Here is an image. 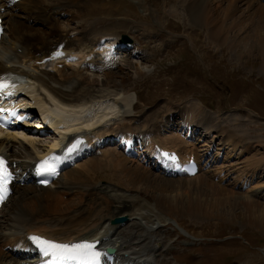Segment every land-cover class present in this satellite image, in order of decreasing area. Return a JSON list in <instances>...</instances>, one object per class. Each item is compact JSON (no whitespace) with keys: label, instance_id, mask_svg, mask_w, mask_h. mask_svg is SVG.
<instances>
[{"label":"bare ground","instance_id":"6f19581e","mask_svg":"<svg viewBox=\"0 0 264 264\" xmlns=\"http://www.w3.org/2000/svg\"><path fill=\"white\" fill-rule=\"evenodd\" d=\"M254 1L256 0H126L110 4V2L104 3L105 0H51L49 6L46 7L36 0H24L18 6L11 8L10 13L5 14L8 27L4 36L5 38L3 37L4 40L2 39L0 46V58H3L0 59V74L6 72L23 74L27 84L21 87L18 95L22 94V97L27 96L28 99L37 102H49L53 104V108L48 110L52 112L51 115L54 117L62 116L63 122L56 123L57 120H51L49 116L46 117V120L52 126V130H54L56 134L58 132L60 133L63 140L68 138V134L72 137L81 134L88 136L91 132L99 136L102 135L99 124L101 122L109 123L112 120L110 117L116 115L119 98L127 106L131 105L130 99L123 96L124 90H122L121 93L120 91L122 88H119L123 87L124 89V83L127 78H122L123 81L118 82L119 84L116 82L112 86L107 84V86L104 85V87L103 85H96L94 80H86V84H84L80 78L75 80L68 78L66 75L69 73H66L65 69H69V71H72L71 73H73V70H80L83 75L85 74L81 71V68L73 69L72 67L75 65L66 66L64 71H58L56 72L57 74H53L48 70V68L54 65L49 64L47 67L37 66L38 62H42L45 58L50 56L54 47H58L63 42L68 41L67 51L79 53V55L85 53L86 56H92L94 46L102 38H121V34H107V32L116 28L125 27V22L118 23L120 21L113 20L117 14H121L122 17L135 16V3L151 6L153 8L152 10L150 7H146V9L149 12L151 10L153 13H157V11L163 12L164 9H168V7L172 5L171 8H183V11L188 14L191 21L201 26L202 29L207 31L210 28V37L214 42L216 40L218 43L225 46L227 45L233 50L240 49L239 52L242 53L241 58L246 56L253 57L251 55L257 52L264 61V26L262 25L264 23L260 21L264 20V5H260L264 0H259L258 3ZM108 4L112 5V7ZM241 4H248L249 7H246L247 9H252L254 6L258 7V4L259 7L257 12L255 11L256 13H254L260 20L253 16L250 18V15L245 17L247 19L242 17L235 18V13H237L238 16L237 11H239V5ZM240 11L242 12V10ZM172 12L173 14H177L176 11ZM21 14H23L22 17H20ZM63 14H70L71 18L68 20L69 24L61 23L59 17ZM164 14L156 17V20L163 23ZM155 15L157 14H154V16ZM25 18L37 19L39 24L44 26V28L40 27L44 29V31L38 33L33 25L26 22ZM73 23L77 24L75 29L70 25ZM61 24L64 27H61ZM245 24L247 27L242 29ZM68 27L70 28L69 31ZM137 28L138 32H146V29L142 26ZM245 30H249V36H252L250 37V41L253 42L252 45L248 40L249 37H244V41H237L240 34ZM68 32L71 35H69ZM161 32L158 34L150 32V34L160 37L158 38L160 44L163 43L165 45L169 39L165 34L166 32ZM73 35L74 37L72 38ZM169 43L172 44L173 42L170 41ZM145 60L148 62L149 58L146 56ZM83 61L84 59L82 62ZM90 63L99 64L100 59H93ZM140 65L141 64H138L137 66L139 67ZM135 69L139 72L137 67H135ZM262 70L264 71V66ZM87 71L90 70L87 69ZM63 73H66V75ZM86 74L84 76L89 79V75L86 76ZM118 88L120 91L117 93ZM112 97L116 99H112ZM57 103H59L61 107ZM105 105L107 106L104 107ZM192 107L189 108L188 111L180 109V112L179 110L178 112H170V110H164V107L160 108L159 106L161 110L156 111V114L152 113V115L147 116L148 121L150 120L149 122L147 121L148 123L146 122L145 124L144 119L143 123L134 124L135 121L129 120L130 116L128 119L125 117V124H123L124 121L117 123V128L114 132H106V134L102 136H115L118 134L126 136V134L133 132L147 133L151 135L150 148H154L155 145H160L169 150L192 154L196 152V147L189 145L183 138L179 136L161 137L157 134L161 126L165 125V121L168 120L169 117L174 118L175 114L180 115V113L186 112V116L193 119L191 113ZM200 114L202 117L200 116V119L197 120L195 124L197 128L203 130V136L201 137V139H203L209 134L206 133L209 131L210 125H214L213 128H218V130L220 125L210 124L208 121L210 115L205 114L203 111ZM187 117L185 120L190 121ZM177 118L184 119L185 117L183 115V117L177 116ZM175 119L176 117L174 120ZM58 124L65 127L63 128V132H60ZM191 124H193V122H191ZM97 125L99 126L96 127ZM171 126H173V124ZM221 128L230 134L224 127L221 126ZM231 132L236 134V132ZM2 134H7L5 137H9L11 140L16 139L15 134L2 132H0V139L2 138ZM236 135L238 138L235 136L233 139H236L238 143L237 146H242L241 148L243 150H241L240 154L243 156L245 153L249 152L248 149L245 148L246 146L241 144L246 140L239 142L241 139L238 134ZM26 139L29 144L34 145L33 141H29L28 138ZM2 140H5V138ZM58 143L59 142H54V144H51L49 147L53 149ZM177 143H181L182 146H179ZM20 145L24 146V143ZM42 147L43 146L40 148ZM49 147L43 148L42 153L39 152L41 156L47 153ZM0 153L12 158L24 172H28V165L31 161L34 162L39 159L38 155L34 157L32 152H27L24 157L25 159H23L22 156L14 152L12 146L2 142H0ZM196 154L200 157L199 152ZM102 157L100 161H92L96 160V158L89 159L86 164L88 167L85 172H70L65 176V178H67L65 182L53 183L54 185H52V188L55 186L56 189L54 188L52 191L51 189H38L34 184L17 187L15 191V195L18 196V206L16 210L9 213L10 215H2V211L6 208V205L11 203V197L4 206L5 208L3 207V210L0 211V264H25L28 262V256L19 252L18 248L24 243L26 237L31 234L41 235L60 242L109 238L108 241H103L102 245L106 246V244H109L111 241L112 244L110 246L118 249L116 256L121 262L128 261L133 264H159L160 262L154 260L153 257H145L147 255L155 256L156 251L154 245L160 242L161 239L156 237L155 240H153L154 235H149L148 230L146 232L144 224H147L145 226L149 231L150 229L154 230L155 227H149V225L155 226L163 222V220L166 222V218H162L160 215L154 216L152 214L153 212H150L154 217L152 218L149 216L150 214L146 215L141 209H134L130 200L122 199L121 195H118V193L114 195L113 190L115 189L110 187L98 188V186L88 185L83 189V186H81L78 187V189L79 192H82V190H80V188H82L83 194L76 200L65 201L63 199L65 198L67 200L69 198L67 195L72 196L76 193L77 188L75 186H67L69 183L78 182V180L81 182V179L89 177L85 175H89V173L92 174L102 170L104 167L110 166H112L114 170L121 171L133 181L135 186H129V188L150 194L154 200H157L162 212H166L170 216L177 217L179 214H185L186 216L192 215L201 219H221L223 222L232 223L233 217H228L227 219L225 216L232 215L238 210L237 208L241 206L244 211L246 226L257 230L262 228L264 231V195L262 194H260L258 198L260 202L255 201L253 197L250 198L248 195H243L220 187L212 183L213 181H208L207 178H200L204 177V173L190 179L178 178L175 180L173 178H168L162 174L156 173L152 166L147 165V167H142L140 164H131V160H128V162L123 155L122 159L120 152L114 149L104 152ZM261 165L263 164H257V166ZM79 166L71 170H75ZM103 170H105V168ZM65 174H62L60 179H62ZM192 184L196 186L197 190L200 192L203 191L209 196H214L216 199H208L205 203L198 201H181L185 197H188V192L182 189V186H193ZM84 186H86V184ZM262 188V186L257 187L255 191L259 190L261 193L263 190ZM177 189L183 190L184 194L178 193ZM41 191H45L46 193H39ZM126 201L129 204H126ZM62 204H72L73 206L63 207ZM135 206L137 207L138 205L135 204ZM226 208H229V210ZM127 213L129 215H127ZM123 216L129 217L131 220L133 219V221H138L142 223V225H133L134 228L130 230L131 232L129 231L126 233V236L122 237L120 235L121 233H119V229L114 228L110 223L115 218ZM134 231L136 234L133 238L132 235ZM147 250L149 251L148 253H146ZM163 261L167 262V259H163Z\"/></svg>","mask_w":264,"mask_h":264},{"label":"rangeland","instance_id":"374dc122","mask_svg":"<svg viewBox=\"0 0 264 264\" xmlns=\"http://www.w3.org/2000/svg\"><path fill=\"white\" fill-rule=\"evenodd\" d=\"M42 1L45 2V0ZM107 2L109 1L105 0L104 3ZM118 2L111 1L112 4ZM254 2L258 3L257 0ZM110 4L108 5L112 7V5ZM134 5L136 11L135 16H124V18L121 14H117L113 18L114 21H120L118 23L125 22V27L122 26L121 28H116L107 32V34H121V38L124 35L126 37H129L133 43L136 42L141 44L142 49H144V53L142 54L140 59H133L129 62L127 61V64L125 62L123 66L118 67L119 69L117 71L111 73L108 72L107 74L105 73L102 75L88 76V78L90 77L89 79H87L84 76L85 74L83 75L80 70H73V73H71L70 71L71 74L69 73L68 75H66V73L69 72V69H65L66 73L63 74L72 80L80 78L82 79V82L84 84H86V80H94V83L96 82V85L100 86H107V84L112 86L116 82H122V78L126 77L127 80L124 83V89L123 87H119L120 89H122L120 91V89L118 88L117 93L119 91L122 93V90H124L123 96L130 99L131 105L127 106L120 100V98L118 99L119 101L117 105L118 109H116V116L111 117L113 120L120 119L118 123L124 121L123 124H125L126 119H128L130 115H134V117L138 119L140 115L143 114L140 120L141 123H143V120L145 119L144 123L146 124V122L148 121L147 116L152 115V113L154 114L156 111L161 110L160 108L163 107L164 110H170V112H178V110L180 112V109L188 111L189 108L193 106L192 112L195 116L199 115L202 110H205L206 113L210 115V118L208 120L209 123L216 124L217 126L220 125V128L219 130L218 128L214 129V125H210L208 129L209 131L206 133L209 134L206 135L203 139L209 138L210 140H213L214 136L218 137L221 135L227 137L224 139V142L221 137L218 139L220 147L217 148L216 151L213 150V157L215 158L213 163L218 162V160L221 158L222 152H224V154L227 156L226 161H229H224L223 164H225L226 162L227 166H234L238 171H240V177H243L244 175L254 176L256 179H258V183L256 184L253 178L244 177L243 183L249 180L250 181L247 184H252L254 182L251 185L252 187H250L251 189L249 191H241L240 189L236 190L235 188L237 187L238 181H236L235 184L230 183L231 186L223 185L221 183H224L227 178V175L225 174V172L227 171V166H223L220 164H211V167L208 169V173L212 172L213 174V182L209 180L210 176L207 175L208 173H204V177L200 178H207L208 181L214 183V178L218 177L220 180H222V182L214 184L228 190H230L229 188H231L233 192L235 191L243 195H248L250 196V198L253 197L255 201L260 202L257 197L259 194V190L255 191V189L257 188L255 186H262V189L264 190V71L262 70L264 61L260 58L259 53H253L251 55L253 57L246 56L244 57L245 59L241 58L242 53L239 52L240 49L233 50L227 45L225 46L218 43L215 39L214 42L210 37V28L206 31L202 29L201 26L193 23L188 14L183 11V8H171L172 5H170L168 9H164L165 12L163 10V12L165 13L164 14L163 12L158 11L157 13H153L151 11L153 8L146 4L141 5L135 3ZM260 5H264L263 2H261ZM239 6V11H237L238 16L237 13H235V18L242 17L244 19H247L245 17H248V15H250V18L252 16L257 18V16H255V13L257 12V9L259 7L258 4V7L251 6L253 7L252 9H247L249 7L248 4H241ZM146 7H150V12L147 11ZM240 10H242V12ZM172 11H176L177 14H173ZM154 14L157 15L154 16ZM163 14L165 17L162 21L163 23H160L156 20V17ZM22 16L23 14L20 15V17ZM257 19H259V17ZM64 21L66 22L67 19H65ZM260 21L264 23V20ZM33 25L35 27H39L38 29L36 28L38 33L44 31V29H42L44 28V26H41L40 24H37L35 22L33 23ZM262 25L264 26V24ZM73 26L76 25L74 24ZM139 26L144 27L146 29V32H138L137 27ZM61 27L64 26L61 24ZM245 27H247L246 24L242 27V29H244ZM69 30L70 28L68 27V31ZM161 31L163 33L166 32L165 34L169 39L165 45L163 43L160 44V41L158 39L160 37L150 34V32L158 34ZM69 35L71 34L69 33ZM244 37H249L248 40L250 41V37L252 36H249V30L243 31L237 41H244ZM170 41L173 43H169ZM252 43L253 42L250 41L251 45ZM146 56L149 58L148 62H146L145 60ZM138 64H141V67H138ZM75 66L72 68L76 69L77 67ZM135 67L139 69V72L136 71ZM50 68L58 71L57 66H52ZM87 75L89 74H86V76ZM112 98L116 99L115 97ZM135 104H138V106ZM106 106L107 105H105L104 107ZM177 106H180V108L177 109ZM147 111H149V114L145 113ZM129 120H133V122L135 121V119L131 116L129 117ZM166 123L168 122H165V124ZM99 125L107 127L110 125V122H101ZM99 125H97L96 127H98ZM221 126L224 127L228 132H230V134L224 131ZM231 131L236 132V134L239 135L241 139L239 142H243L244 140H246L241 144H244L243 146H246L245 148H247L249 152L245 153L243 156L240 154L241 150H243L241 148L242 146H237L238 143L236 139H233V137L237 135L235 133H232ZM106 132L112 133L114 132V129H108ZM106 132L101 134H106ZM52 137L54 136L52 135ZM33 138H36V136ZM21 139L26 141L23 137H21ZM42 139V137L35 139L37 146L40 145L39 147H41L44 145L39 151L41 153L43 152V148H48L52 143L50 137L45 138L44 140ZM29 141L32 140L29 139ZM177 144L179 146H182L181 143ZM203 146L204 147H201L200 149L201 152H203L202 155H200L201 160L203 159L205 153L209 151V148H205V146L208 145ZM16 147L18 148V145H16ZM32 147H34V145H32ZM16 150L20 152L22 148ZM30 150L31 151L28 152H32V155L38 152L33 151L32 149ZM39 152L34 155V157H37V155L38 157H41V153ZM15 153L19 156H22V153ZM120 155L122 157V153H120ZM102 158L103 157L100 156L96 158V160L92 161H100V159ZM87 161H85L86 163H81L82 166L81 164H79L80 166L77 165L79 167L75 170H68L69 172L67 171L62 179L58 180L57 183L65 182L67 179L65 178V176L70 172H85L88 167L86 165ZM130 163L133 165L139 164L132 160L130 161ZM257 164L263 165L257 166ZM104 168L105 170H103ZM104 168L92 174L89 173V175H85L89 177L81 179V182H79L80 180H78V182L69 183L67 186H75L77 188L76 193L72 196L67 195L69 196L67 200L65 198L63 199L65 201L76 200L83 194V189L88 185L98 186V188L109 186L110 188L113 187V189L116 188L115 186H117V188L120 187L119 190L116 188L118 191H115L116 189L113 190L114 192H116H113V194L116 195L118 193V195H121L122 199L130 200L134 209H141L142 212H145L146 215H149L150 212H153L152 214L154 216L160 215L162 216V218L167 219L166 222H164L163 220V222H160V224H157L155 226L149 225V227H155L154 230L150 229V231L145 226L147 224L143 223L146 232L148 230L149 235H154L153 240H155L156 237H159L161 239L160 242L154 245V247L156 246V249H158V251L155 253L156 256H152L154 260L160 262L166 257L167 262H164L162 264H264V231L262 228L257 230L246 226L247 224L244 218V211L241 206H239L237 208L238 210H236L232 215L225 216L227 217V219L228 217H233L232 223L223 222L221 221V219H201L196 218L192 215L186 216L185 214H179V216L177 217L170 216L166 212H162L157 200H154V198L150 194L138 190L135 191L134 189L129 188V186L133 187L134 184L127 175L123 174L121 171L114 170L112 166ZM83 182L86 184V186H84L85 184ZM106 184L108 185L100 186ZM81 186H83V189L80 188L82 192H79L78 187ZM48 189H52V187ZM182 189H185L188 192V197H185L181 201H198L201 203H205L208 199H216L214 196H209L203 191L200 192L194 185H185L182 186ZM177 192L180 194H184V191L181 189H177ZM39 193L44 194L46 192L41 191ZM17 199L18 196H16V198L12 200L11 204L3 211V214L7 216L9 213H12L14 210H16L18 206ZM126 204L129 203L126 201ZM135 204L138 206L136 207ZM62 206L66 207L73 205L62 204ZM226 209L229 210V208ZM127 215L129 214L127 213ZM149 216L154 218L151 214ZM131 221H133V219ZM135 224L142 225V223H139L138 221L131 222L127 229L124 230L125 232L119 229V233L123 232V235L121 234V236H126V233L133 229V225ZM135 234L136 233L134 231L132 237ZM194 248L197 249V252L195 253L192 252V249ZM146 253H148V250L146 251Z\"/></svg>","mask_w":264,"mask_h":264},{"label":"snow or ice","instance_id":"6c2138e0","mask_svg":"<svg viewBox=\"0 0 264 264\" xmlns=\"http://www.w3.org/2000/svg\"><path fill=\"white\" fill-rule=\"evenodd\" d=\"M16 115V113H12ZM56 157L51 156L40 164V171L42 173H55L56 171ZM3 167L4 161L0 158V202H2L7 195V187L3 182ZM36 243L41 247V251L45 256H51L56 260L74 261L78 264H100L101 253L95 250V245L92 243H80L74 245L58 244L48 241L41 237H32Z\"/></svg>","mask_w":264,"mask_h":264},{"label":"water","instance_id":"95a60500","mask_svg":"<svg viewBox=\"0 0 264 264\" xmlns=\"http://www.w3.org/2000/svg\"><path fill=\"white\" fill-rule=\"evenodd\" d=\"M123 221H124V219H118L115 223L119 224V223H122Z\"/></svg>","mask_w":264,"mask_h":264}]
</instances>
